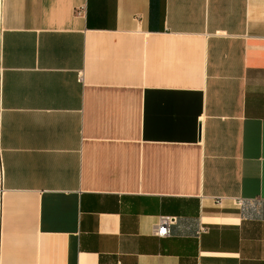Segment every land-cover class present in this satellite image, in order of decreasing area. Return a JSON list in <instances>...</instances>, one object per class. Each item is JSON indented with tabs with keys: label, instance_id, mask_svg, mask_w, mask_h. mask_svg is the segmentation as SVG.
<instances>
[{
	"label": "crops",
	"instance_id": "1",
	"mask_svg": "<svg viewBox=\"0 0 264 264\" xmlns=\"http://www.w3.org/2000/svg\"><path fill=\"white\" fill-rule=\"evenodd\" d=\"M0 70V264H264V0H0Z\"/></svg>",
	"mask_w": 264,
	"mask_h": 264
},
{
	"label": "built area",
	"instance_id": "2",
	"mask_svg": "<svg viewBox=\"0 0 264 264\" xmlns=\"http://www.w3.org/2000/svg\"><path fill=\"white\" fill-rule=\"evenodd\" d=\"M1 71V70H0ZM0 84H1V72H0ZM244 202L243 198H239L238 203L242 205ZM176 216H162L158 226L155 230V233L158 236H168L171 233V226L176 223Z\"/></svg>",
	"mask_w": 264,
	"mask_h": 264
}]
</instances>
